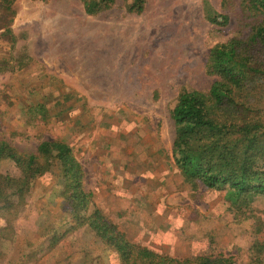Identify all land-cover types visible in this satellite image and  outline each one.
<instances>
[{"label":"rangeland","instance_id":"374dc122","mask_svg":"<svg viewBox=\"0 0 264 264\" xmlns=\"http://www.w3.org/2000/svg\"><path fill=\"white\" fill-rule=\"evenodd\" d=\"M84 1L0 0V139L23 154L68 143L89 209L132 243L177 260L264 264V200L235 209L226 191L185 182L172 159L179 95L208 92L218 80L207 73L210 50L251 31L241 0H147L140 15L116 0L96 16ZM209 12L229 24H212ZM60 174L35 182L13 224L0 220V264H120L85 229L48 248L71 226Z\"/></svg>","mask_w":264,"mask_h":264},{"label":"trees","instance_id":"16d2710c","mask_svg":"<svg viewBox=\"0 0 264 264\" xmlns=\"http://www.w3.org/2000/svg\"><path fill=\"white\" fill-rule=\"evenodd\" d=\"M115 1L89 0L84 6L88 15L96 16L112 9ZM146 1L132 0L127 11L142 14ZM241 8L253 19L250 33L210 50L207 73L218 80L208 92L184 89L172 113L177 128L172 159L185 182L226 191V200L238 210L264 200V0H241ZM208 19L218 26L230 22L229 16L211 12ZM9 163L19 175L3 172L1 164ZM56 167L68 196L71 226L66 222L68 228L53 235L50 250L73 231L85 229L120 264H235L231 258L177 260L132 243L100 210L89 209L93 195L83 189V168L72 147L58 140L42 142L36 154H23L0 139V220L13 224L28 206L35 182ZM259 247L264 249V244ZM34 256L23 253L25 260Z\"/></svg>","mask_w":264,"mask_h":264}]
</instances>
